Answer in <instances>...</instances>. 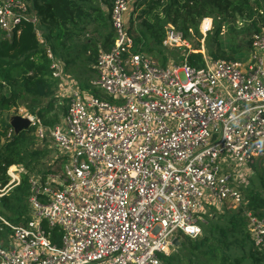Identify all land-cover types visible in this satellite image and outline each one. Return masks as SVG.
Segmentation results:
<instances>
[{
    "label": "built area",
    "instance_id": "obj_1",
    "mask_svg": "<svg viewBox=\"0 0 264 264\" xmlns=\"http://www.w3.org/2000/svg\"><path fill=\"white\" fill-rule=\"evenodd\" d=\"M132 2L113 1L114 44L98 53L91 90L70 86L62 121L44 126L25 115L36 139L51 140L65 163L44 181L31 180L33 218L1 219L11 238L0 264H161L179 233H200L205 205L246 204L231 184L238 174L223 171L225 155L264 174V30L252 35L244 61L204 57L195 66L186 53L162 65L132 50L124 19ZM21 19L37 24L24 1L0 0L5 37ZM210 27L204 17L203 35ZM36 36L44 42L38 29ZM162 45L189 49L172 25ZM46 53L53 77L65 81ZM243 214L254 245L264 248V213Z\"/></svg>",
    "mask_w": 264,
    "mask_h": 264
},
{
    "label": "trees",
    "instance_id": "obj_2",
    "mask_svg": "<svg viewBox=\"0 0 264 264\" xmlns=\"http://www.w3.org/2000/svg\"><path fill=\"white\" fill-rule=\"evenodd\" d=\"M22 1L37 24L21 19L10 38L0 31V247H6L11 238L10 227L1 219L23 225L31 218V180L39 178L42 182L65 163L56 146L59 154L48 158L51 140L38 141L32 126L15 133L6 120V112L23 106L44 126L60 123L69 92L67 89V95L59 94L66 81L53 77L46 48L62 65L64 76L83 90L90 89L98 53L114 44L110 21L114 0ZM136 12L140 21L134 23ZM204 17L212 18L213 24L203 42L209 59L244 61L252 35L264 30V0H133L124 15L132 50L156 55L162 65L168 59L162 47L166 25L170 23L182 31L186 39L194 42L192 49L200 50L199 26ZM37 29L43 43L37 39ZM181 50L183 54L175 55L174 62L181 61L187 53L189 64L204 63L201 51ZM60 99L64 105H60ZM11 166L23 169L18 183H10L7 170ZM260 171L246 184H239L246 201L244 207L208 204V211L201 213L200 233L194 237L179 233L178 244L159 255L161 264H264V248L254 245L243 214L245 208L253 215L263 216L264 174Z\"/></svg>",
    "mask_w": 264,
    "mask_h": 264
},
{
    "label": "rangeland",
    "instance_id": "obj_3",
    "mask_svg": "<svg viewBox=\"0 0 264 264\" xmlns=\"http://www.w3.org/2000/svg\"><path fill=\"white\" fill-rule=\"evenodd\" d=\"M136 15H137V12L136 13H134V18H135V22L134 23H137L138 21H140V19H138L137 17H136ZM210 21H211V27H210V30L212 29V18H210ZM171 24L170 23H168L167 25H166V29L170 26ZM173 26V25H172ZM201 26H202V21H201V23H200V26H199V30H200V32H201ZM174 27V26H173ZM175 28V27H174ZM209 30V31H210ZM165 34H166V31H165ZM201 34H202V38H201V40H200V43H201V48H200V50H194V49H192L193 48V46H194V42L193 41H189L188 39H186V42H187V44H188V46H189V49L187 48V47H185V48H187V50H188V52H191V51H201L205 56L204 57H207V58H209L208 57V55L206 54V52H205V49H204V44H203V42H204V38H205V35H203V33L201 32ZM162 47L164 48L163 50H164V52H165V54H166V56L170 59V60H172L173 61V57L176 55V57H178L179 55H182L183 54V51L182 50H180V49H176V48H174V47H171V48H168V47H165V46H163L162 45ZM168 49H170V50H168ZM171 52H174L173 54L171 53ZM149 56H151L154 60H156L159 64H160V62L156 59L157 57H156V55H154V56H152V55H149ZM156 57V58H155ZM168 60H166V62H167ZM165 62V63H166ZM66 80H68V81H66ZM65 83L64 84H62V88L61 89H59V94L60 95H62V96H64L65 94L67 95V93L69 92V90H68V92H67V89L71 86V85H73L72 84V81L69 79V78H66L65 79ZM83 90H86V89H83ZM95 95H97V96H100V97H103V98H105V99H110V97H108L107 95H105L103 92H100V91H92ZM68 96V95H67ZM62 101L63 100H59V102H60V105H64V104H62ZM65 105H66V102H65ZM8 114H10V115H20V116H25L26 114H27V111H26V109L23 107V106H20V107H18L17 109H15V108H11L8 112H6V115H8ZM33 129H34V127H32ZM49 144H50V147H51V151H50V154H49V156H48V158H55L59 153H58V150L55 148V145L50 141V142H48ZM55 149H56V151H55ZM47 158V159H48ZM223 159L225 160V163H223V171L224 172H230L232 175L233 174H238V178L237 179H233L232 181H231V184H233V185H235V184H241V183H247V181H248V179H250L251 177H253V176H256V175H258L259 173H261V171H260V168H259V166L258 165H243V164H237L233 159H231L229 156H227V155H225L224 157H223ZM12 172H13V174L14 175H16L18 178H19V172H21L23 169H22V167H20V166H11L10 168H9ZM29 204H30V202H29ZM224 205H226L227 206V203H225ZM221 206H222V204H221ZM31 207V206H30ZM208 205H205V208H204V213H206L207 211H208ZM239 207V206H238ZM238 207H233V208H238ZM230 208H232V207H230ZM30 216H31V218H33V214H32V209H31V213H30ZM30 218V219H31Z\"/></svg>",
    "mask_w": 264,
    "mask_h": 264
},
{
    "label": "water",
    "instance_id": "obj_4",
    "mask_svg": "<svg viewBox=\"0 0 264 264\" xmlns=\"http://www.w3.org/2000/svg\"><path fill=\"white\" fill-rule=\"evenodd\" d=\"M6 120L9 125L13 128L14 132H18L22 128H27L29 124V119L26 116L20 115H6ZM178 244L177 238H174L172 241V245L176 246Z\"/></svg>",
    "mask_w": 264,
    "mask_h": 264
},
{
    "label": "crops",
    "instance_id": "obj_5",
    "mask_svg": "<svg viewBox=\"0 0 264 264\" xmlns=\"http://www.w3.org/2000/svg\"><path fill=\"white\" fill-rule=\"evenodd\" d=\"M67 81H68V80H67ZM73 86H74V85H73ZM73 86H72V87H73ZM70 88H71V87H69L68 90H69Z\"/></svg>",
    "mask_w": 264,
    "mask_h": 264
}]
</instances>
